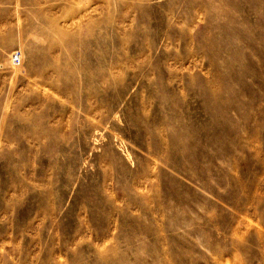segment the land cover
<instances>
[{"label":"rangeland","instance_id":"374dc122","mask_svg":"<svg viewBox=\"0 0 264 264\" xmlns=\"http://www.w3.org/2000/svg\"><path fill=\"white\" fill-rule=\"evenodd\" d=\"M0 264H264V0H0Z\"/></svg>","mask_w":264,"mask_h":264},{"label":"built area","instance_id":"2783aa9c","mask_svg":"<svg viewBox=\"0 0 264 264\" xmlns=\"http://www.w3.org/2000/svg\"><path fill=\"white\" fill-rule=\"evenodd\" d=\"M12 58L14 62L19 63L20 62V51H15L12 55Z\"/></svg>","mask_w":264,"mask_h":264},{"label":"bare ground","instance_id":"6f19581e","mask_svg":"<svg viewBox=\"0 0 264 264\" xmlns=\"http://www.w3.org/2000/svg\"><path fill=\"white\" fill-rule=\"evenodd\" d=\"M11 60L15 67L20 66L22 64V52H20V62L19 63L14 62L12 57H11Z\"/></svg>","mask_w":264,"mask_h":264}]
</instances>
